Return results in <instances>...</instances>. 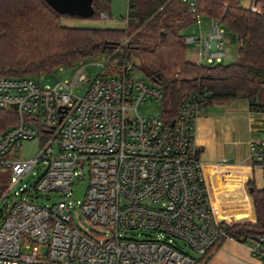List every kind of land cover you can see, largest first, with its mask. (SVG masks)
<instances>
[{
	"label": "built area",
	"instance_id": "obj_1",
	"mask_svg": "<svg viewBox=\"0 0 264 264\" xmlns=\"http://www.w3.org/2000/svg\"><path fill=\"white\" fill-rule=\"evenodd\" d=\"M181 2L196 13L195 0ZM248 9L259 11L253 4ZM210 24L199 41L205 64L213 66L230 53L220 22ZM103 62L94 79L82 67L71 83L55 88L0 77V109L17 116L0 133V172L10 174L0 186V264H196L228 239L231 224L214 214L194 141L209 94H187L166 124L160 115L138 112L148 101L161 105L159 86L132 77L131 62L111 67L104 56ZM79 84L86 88L77 97L72 89ZM39 136L45 142L37 158L19 159L20 144ZM250 151L259 162L264 140L253 139ZM42 162L45 171L34 185L14 190ZM82 176L87 187L78 201ZM42 194L63 200L40 205ZM245 244L264 264V235Z\"/></svg>",
	"mask_w": 264,
	"mask_h": 264
},
{
	"label": "trees",
	"instance_id": "obj_2",
	"mask_svg": "<svg viewBox=\"0 0 264 264\" xmlns=\"http://www.w3.org/2000/svg\"><path fill=\"white\" fill-rule=\"evenodd\" d=\"M252 1L261 4L258 12L244 9L239 0H195L196 13L189 15L181 0H128L126 26L119 30L67 28L61 19L69 16L58 15L42 0H0V77L48 75L104 56L111 67L131 62L161 88L160 116L166 124L175 119L183 98L196 91L209 94L208 106L244 100L251 111L264 113V0ZM93 9V19L111 18L109 0H93ZM202 15L219 21L235 38L233 62L207 66L186 59V37L181 31ZM157 26L159 38L144 44L143 31ZM16 123L13 111L0 109V133ZM257 164L263 171V187L258 190L251 181L246 186L255 223L224 230L228 239L244 244L264 235V155Z\"/></svg>",
	"mask_w": 264,
	"mask_h": 264
},
{
	"label": "crops",
	"instance_id": "obj_3",
	"mask_svg": "<svg viewBox=\"0 0 264 264\" xmlns=\"http://www.w3.org/2000/svg\"><path fill=\"white\" fill-rule=\"evenodd\" d=\"M109 1L111 18H125L128 0ZM239 2L244 9L251 4L261 5L252 0ZM203 19L211 22L202 15L196 22L185 26L181 35L185 36L183 32L193 24L202 27ZM220 26L224 25L220 23ZM222 30L227 32V51L230 53L229 60L221 63L225 65L235 60L232 54L236 43L225 26ZM191 63L206 65L202 50L196 61ZM255 138L264 140V113L251 111L244 100L213 103L196 120L194 141L200 150V163L211 206L219 220L231 225L255 223L253 201L246 189L250 181L258 190L263 187L262 168L253 161L250 151V143ZM202 256H198L200 262L197 264H259L246 244L233 239H225L207 258Z\"/></svg>",
	"mask_w": 264,
	"mask_h": 264
},
{
	"label": "rangeland",
	"instance_id": "obj_4",
	"mask_svg": "<svg viewBox=\"0 0 264 264\" xmlns=\"http://www.w3.org/2000/svg\"><path fill=\"white\" fill-rule=\"evenodd\" d=\"M246 2V0H243ZM259 10L261 5L256 6ZM260 7V8H259ZM204 21L201 23L202 27H199L197 24H193L189 28H187L183 34L187 39H192L191 42L186 44L187 47V59L189 62L196 61V58L201 55V44L199 39L205 37L208 31L211 29V24L208 20L203 19ZM61 24L67 28H92V29H119L123 28L126 24L125 18H103L100 19H80L77 17H68L62 18ZM224 26H222L223 28ZM161 28L157 26L155 29L149 28L144 32L145 39L144 44H151L159 38V32ZM224 31V30H223ZM225 34L227 32L224 31ZM237 52V45H233V54L232 57L235 59ZM136 65L139 66V62L135 61ZM104 65L103 56H98L94 59L86 60L75 64L70 67H61L55 69L48 75H41L31 77L30 79L36 84H40L42 87L46 88H55L58 84L63 83H71L76 75V73L83 67L84 75L87 79H94L97 75L103 73L101 66ZM132 77L141 78L151 83L146 76L137 68L135 72L130 74ZM86 88V84H79L75 88L72 89V94L74 96L80 97L83 95ZM139 114L142 116H158L161 114V105L159 103H152L148 101L145 106L138 110ZM45 142L44 136L36 137L34 140L26 141L21 143V147L18 150V157L22 160H32L37 158L39 154V149L41 145ZM46 168L45 163H40L33 172H31L28 176H26L21 183H19L14 190H18L19 188H24L25 190H29L30 187L34 185V183L43 175ZM77 181H82L83 185L80 191V201L85 193L87 187V179L85 176H82ZM10 182V174L6 171L0 172V186L7 185ZM42 198L36 199V203L40 205L52 204L53 202H58L63 200V195L61 194H52L50 196V200H46L44 194L41 195ZM182 245V244H181ZM183 246V245H182Z\"/></svg>",
	"mask_w": 264,
	"mask_h": 264
},
{
	"label": "water",
	"instance_id": "obj_5",
	"mask_svg": "<svg viewBox=\"0 0 264 264\" xmlns=\"http://www.w3.org/2000/svg\"><path fill=\"white\" fill-rule=\"evenodd\" d=\"M54 12L60 16L91 19L94 16L93 0H42ZM15 109V106H12ZM173 125V124H172ZM81 183L75 188L74 199H77L81 189Z\"/></svg>",
	"mask_w": 264,
	"mask_h": 264
}]
</instances>
